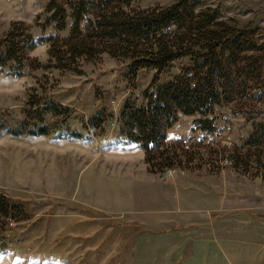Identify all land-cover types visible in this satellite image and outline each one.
<instances>
[{
  "label": "rangeland",
  "instance_id": "374dc122",
  "mask_svg": "<svg viewBox=\"0 0 264 264\" xmlns=\"http://www.w3.org/2000/svg\"><path fill=\"white\" fill-rule=\"evenodd\" d=\"M199 1L203 8H217L225 27L245 31L254 50L241 56L236 70L246 74L245 85L234 100L214 109L215 132L196 130L197 116L184 115L167 130L165 143L174 145L181 164L164 173L148 171L144 152L124 140L117 119L125 103L142 104L154 79L159 85L176 80L192 58L176 60L160 74L140 69L131 75L128 60L105 54L79 60L75 70L45 68L54 61L50 44L40 43L24 53L17 73L12 64L0 71L2 129H27L33 123L32 102L54 105L61 113H46L47 135H0V199L22 211L0 212V264H153L157 248L171 241L139 243L147 234L142 222L88 204L99 191L122 188L144 172L177 190L203 187L209 210L216 200L222 202L208 211L207 235L193 228L187 229L184 245V233L172 238L175 264L189 259L203 264V245L194 247L196 239L208 245L207 264H264V146L246 144L264 124V0ZM47 2L0 0V39L15 26L17 42L28 32L49 34L50 43L62 48L68 29L42 33L38 26ZM175 2L137 0L130 9ZM72 132L80 138H70ZM193 251L194 257L186 258ZM164 254L169 256L168 247Z\"/></svg>",
  "mask_w": 264,
  "mask_h": 264
},
{
  "label": "trees",
  "instance_id": "16d2710c",
  "mask_svg": "<svg viewBox=\"0 0 264 264\" xmlns=\"http://www.w3.org/2000/svg\"><path fill=\"white\" fill-rule=\"evenodd\" d=\"M137 0H48L43 19L38 25L42 33L53 28L69 30L62 48L50 43V35L33 37L28 32L16 41L15 26L0 39V71L12 64L15 73L23 66L24 53L40 43H49L54 63L45 68L75 70L81 60H95L105 54L113 59L128 60L131 75L140 69H154L157 74L170 68L174 61L192 58V65L182 69L179 77L164 84L156 80L143 91L142 104L125 103L117 119L121 135L128 143L137 144L144 152V162L153 174L164 173L179 166L177 150L167 145L166 132L180 115L197 116L196 130L215 132V107L231 102L237 89L245 85L246 74H238L243 54L254 50V43L243 30L225 27L217 8H203L199 0H176L167 7L143 10L130 9ZM244 78V79H242ZM33 123L27 127H6L2 132L19 136H44L50 126L47 112L57 107L32 102ZM101 121L97 122L100 125ZM93 119L90 126H95ZM96 125V126H97ZM71 133L70 138H80ZM247 145L264 146V124L249 135ZM237 163V159H233ZM21 209L0 199L3 216Z\"/></svg>",
  "mask_w": 264,
  "mask_h": 264
},
{
  "label": "crops",
  "instance_id": "0c3cea01",
  "mask_svg": "<svg viewBox=\"0 0 264 264\" xmlns=\"http://www.w3.org/2000/svg\"><path fill=\"white\" fill-rule=\"evenodd\" d=\"M147 175L149 174L145 172L140 174V178L136 181H128L122 188L115 186L111 191H99L93 202L88 203L89 206L95 210L128 216L142 222L147 234L140 239L139 243L142 241L148 244L154 243L155 246H158L156 243L161 242L171 241L172 243L174 236L184 233L180 236L184 245L187 242L185 240L188 236L187 229L193 228L207 235L209 225L206 216L210 215L208 211L221 207L222 202L216 200L212 206L214 208L209 210L207 200L203 198V187L186 192L182 189L178 191L175 185H166L158 180L156 183L154 175L151 174L150 177ZM156 184L157 189H155ZM158 203L160 206L155 208ZM170 243L161 244L157 248V252L153 254V264L176 263V255L173 254V257L171 255L174 248H170L172 246ZM199 245H203V264H207L206 247L208 245H204L200 240H194V247ZM167 247L169 256L164 254ZM188 257H194V251L193 256L190 254L186 256ZM199 261L200 259L191 262L189 259L188 264H197Z\"/></svg>",
  "mask_w": 264,
  "mask_h": 264
}]
</instances>
